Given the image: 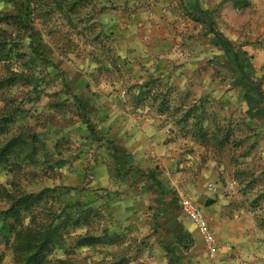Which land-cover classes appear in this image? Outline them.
<instances>
[{"label":"rangeland","instance_id":"obj_1","mask_svg":"<svg viewBox=\"0 0 264 264\" xmlns=\"http://www.w3.org/2000/svg\"><path fill=\"white\" fill-rule=\"evenodd\" d=\"M16 1L0 0V15L13 10ZM139 1L91 0L89 4L86 1L85 7L80 8L76 15L68 16L66 12L57 10L47 16L46 21L36 20L38 40L52 46L53 34L50 31L54 29L57 31L55 38L62 43L72 42L80 48V55L53 51L48 57L52 63L48 64L31 53L28 48L30 39L17 44L15 52L22 53V58H15V52L9 57L0 54V120L24 98L28 99V93H34L33 99L40 97L22 108V116L0 141L4 143L19 134L36 133L40 141L46 143L52 159L49 165L43 166L37 161L13 172L0 168V210L7 208L1 198L3 188L39 192L45 187H60L59 193L66 203L74 205L85 200L100 209V218L94 219L93 229L100 234L102 229L108 228L109 234L119 236V239L113 245L105 243L75 248L72 260L77 264H169L165 248L174 242L172 233L175 232L174 227H169L181 224L195 232L193 224L180 210L178 199L181 197H192L206 213L204 202L208 197L218 199L222 196L226 202L229 201L228 208L233 207L234 214H250L258 218L253 234L258 232L259 243L264 244V225L260 224L264 220V197L259 199L254 209L251 207L253 200L264 193V124L247 119L248 106L242 89L238 88L241 87L238 74L230 69L224 54L215 55L223 51L217 47L214 34H209L201 23L191 19L180 24L183 31L191 32L192 40H200V46L206 49L207 59L212 57L203 68L204 72L207 70L212 74L216 87H186L184 94L176 90L171 93V102L166 103L168 108L161 115L165 122L161 126L154 124L155 127L141 125L142 117L156 118L158 111L153 107L144 115L146 111L140 108L144 100L138 106L132 103V97L142 83H133L131 62L119 54L122 52L120 36L124 35L126 23L118 20L127 18L131 11H138L139 5H147ZM200 1L215 21L217 31L235 44V50L239 52L242 46H253L250 50L256 52L262 66L260 72L251 71L254 73L251 78L262 86L264 0ZM79 19L83 22L78 25ZM115 23L118 25L113 27ZM74 26H78L77 29ZM111 59L116 62V67L111 64ZM53 63L71 82L70 94L91 101V123L96 126L102 142H94L90 138L70 94L63 89L59 70L53 68ZM15 72L31 75L30 84L22 79L16 84L6 83L5 79ZM75 74L79 75L76 80L73 79ZM158 85L161 87H154L158 94L165 93L163 91L168 88H181L168 87L160 81H157ZM261 89L264 93V87ZM126 90L128 93L123 92ZM55 96L68 101L71 106L60 115L62 118L56 120V128L49 121L50 114L54 113L50 103ZM151 101L154 102V98ZM161 101L159 98V103ZM194 105L201 107L198 115L205 110L203 117L199 121L198 116H192L182 130L178 121ZM158 127L165 136L159 145L163 142L171 150L164 152L160 160L153 158L149 161L144 147L145 136ZM227 130H230V135L228 143H225ZM199 133L207 135L205 146L198 138ZM107 140L117 151L124 149L132 155L130 164L147 172L158 169L157 176L164 185V191L150 188L141 177L124 173L119 176L117 161L108 149ZM241 171L254 172L257 176L259 182L253 194L243 195L238 187L232 185V180L238 179ZM65 188L75 189L70 192ZM81 189L87 191L81 192ZM74 244L72 240L68 242V246ZM5 251L0 241V255ZM6 253L2 264H12V255ZM57 254H62V250L58 249Z\"/></svg>","mask_w":264,"mask_h":264},{"label":"trees","instance_id":"obj_2","mask_svg":"<svg viewBox=\"0 0 264 264\" xmlns=\"http://www.w3.org/2000/svg\"><path fill=\"white\" fill-rule=\"evenodd\" d=\"M86 1L87 4L91 2V0H17L13 10L0 15L1 56H12L11 54L17 50V44H23V41L27 39H30L28 48L31 50V53L48 64L52 63L48 57L51 56L53 51L61 54L73 52L80 55V48H77L72 42H59L55 38L57 31L54 29L50 31L53 34L51 40L52 46L38 40L39 31L36 28L35 22L37 19L46 21L45 18L50 14H54L57 10L62 13L66 12L68 16L72 14L76 15L80 8L85 7ZM181 6H185V10L189 16L205 26L209 34H214L215 43L226 56L230 69H234L238 74V83L241 86L238 88L242 89L243 98L248 106L247 119L256 120L264 124V101L262 99L264 93L261 89V84L259 83V87H256L248 81V78L254 76L246 69V64L252 67L249 63L251 58L245 52L242 55L236 52L234 49L235 44L225 38L223 34V37L216 36V33L220 32L217 31L215 21L209 16L208 11L203 8L200 0H192L188 1V3H184V0H182ZM199 9L211 21V26H208L201 20L198 15ZM136 13V10L131 11L128 17L131 19ZM79 20L78 25L83 22L81 19ZM77 27L74 26L73 28L77 29ZM15 53V58H22V53L18 51ZM110 56L108 53V57ZM110 62L116 67L115 61L111 59ZM53 68L59 70L58 76L62 81L63 89L66 94H70L71 82L67 80L66 75L57 64L53 63ZM78 77L79 75L75 74L73 79L76 80ZM31 78V75L26 73L15 72L5 80L6 83L16 84L22 79L26 84H30ZM157 81L159 79H151L139 85L137 93L132 97V103L134 106H138L141 105L143 100L148 101L149 98H154V103L158 105L157 117L163 118L161 115L168 108L166 103L171 102L170 95L175 90L168 88L166 91H163L165 93L160 92L158 94L154 87H161V85L156 86ZM144 89L147 90L143 92ZM123 92L128 93L127 90ZM155 93L156 96L154 97ZM33 94L28 93V99L24 98L12 112L7 113L1 118L0 139L10 131L17 118L22 116V108L29 104V102L40 99V97L33 99ZM58 95L59 93L56 94V96ZM56 96L55 100L50 103L54 109V113L50 114L52 117L49 121L53 124L54 128H56V120L61 117L60 115L64 114L67 108L71 109L68 101H61ZM140 96H142V99ZM159 98H162L160 103ZM70 100L73 101L78 115L81 116L85 123L92 141L102 142L101 135L96 126L91 123L90 110L93 107L92 103H90L91 101L80 98L76 94H70ZM199 109H201L200 106L194 105L185 112L181 121H178V125L181 126L182 130L184 125L187 124L188 119L192 116H198L200 118L199 121H201L205 110L203 109L200 115H198ZM229 132L230 130H227V135L224 138L225 143H228ZM197 135L201 140L199 141L202 146H205L208 142L207 135L200 133ZM106 142L108 149L113 152V156L117 161L118 167L116 168L119 176H121V173H124L126 175H133V177H141L148 183L150 188L153 187L159 189L161 192L164 191V185L157 176L156 170L158 171V169L154 172H147L130 164L132 155L124 152V149H119L118 152L112 146V142L109 140ZM49 156L46 143L40 141L36 133L19 134L11 137L4 143L0 141V168L7 172H13L25 164H32L37 161L41 162L43 166L49 165L52 162ZM237 178L232 180V185L238 187L243 195L255 192L259 180L254 172L241 171L238 173ZM59 189L61 188L45 187L39 192H29L26 190L13 191L12 189L3 188L1 198L6 202L7 208L0 210V241L6 251L0 255V264L4 262L6 252L12 255V264H77L72 260V256L76 254L75 248L95 247L96 245L105 243L113 245L119 239V236L110 235L108 228L102 229L100 234L93 229L92 226L95 224L93 223L94 219L100 218V209L92 207L85 200L79 201L74 205L66 203L63 200V195L61 196V193H59ZM65 189L71 192L75 188ZM85 191L87 190L81 189V192ZM263 197L264 193H260L253 200L251 207L254 209L255 204ZM174 202L176 203V200ZM231 211L234 213L233 207H231ZM253 219L257 224L258 218L254 216ZM260 224L264 225V220ZM173 227L175 230L172 233L174 242L166 245L165 248L169 255V264H184L182 262L183 257L190 252L195 244L194 236L187 227L181 224H174L169 229ZM2 232L4 235H1ZM70 240L74 241L75 244L68 246ZM58 249L62 250V254H57ZM124 264L126 263L124 262Z\"/></svg>","mask_w":264,"mask_h":264},{"label":"crops","instance_id":"obj_3","mask_svg":"<svg viewBox=\"0 0 264 264\" xmlns=\"http://www.w3.org/2000/svg\"><path fill=\"white\" fill-rule=\"evenodd\" d=\"M188 1L192 0H184V3ZM139 2L142 5L146 2L147 5H139V10L131 19L129 17L118 19L126 23L124 35L120 36L119 47L122 52L119 54L122 59L131 62L133 83L141 84L151 79H159L169 85L168 87H181L175 91L182 94L187 92L186 87H216L211 79L212 74H209L207 70L204 72L203 68L212 57L207 59L206 49L200 46V40H192L191 32L183 31L184 27L180 24L192 19L185 10V6H181L182 0H140ZM110 17L112 18V15ZM116 25L118 23L112 26ZM250 47L242 46L239 54L242 55L245 52L251 58L249 63L252 67L246 64L248 72L259 71L262 62H258L256 52H251ZM222 54L224 53H215L216 56H222ZM258 75L262 77L261 74ZM261 87H264V83ZM146 90L144 89L143 92ZM157 106L149 98L140 108L146 111L144 115H147L153 107L157 108ZM140 121L141 125L153 127H155L154 124L161 126L164 123V119L157 116L156 118L145 116ZM160 130L158 127L151 133L144 134L147 138L144 147L149 161L153 158L160 160L164 152L171 150V147L163 142L159 145V141L165 137ZM208 198L204 202L207 209L205 214L221 243L219 254L213 258L215 262L209 259L203 240L193 225L195 247L182 262L184 264H264V244L259 243L258 232L253 234V229L256 227L253 217L234 214L228 208L229 201L226 202L222 196L218 199Z\"/></svg>","mask_w":264,"mask_h":264},{"label":"built area","instance_id":"obj_4","mask_svg":"<svg viewBox=\"0 0 264 264\" xmlns=\"http://www.w3.org/2000/svg\"><path fill=\"white\" fill-rule=\"evenodd\" d=\"M178 203L183 215L196 227L208 256L215 258L219 254L221 243L211 228L205 212L192 197H181Z\"/></svg>","mask_w":264,"mask_h":264},{"label":"water","instance_id":"obj_5","mask_svg":"<svg viewBox=\"0 0 264 264\" xmlns=\"http://www.w3.org/2000/svg\"><path fill=\"white\" fill-rule=\"evenodd\" d=\"M198 15L202 21H204L208 26H211V21L204 15V13L201 9H199ZM216 36L217 37H223L221 33H216ZM248 81L253 83L256 87H258V83L254 79L248 78ZM262 99L264 101V96H262Z\"/></svg>","mask_w":264,"mask_h":264}]
</instances>
